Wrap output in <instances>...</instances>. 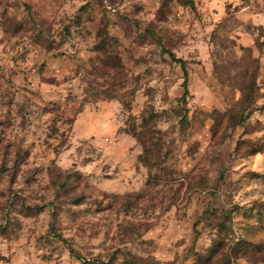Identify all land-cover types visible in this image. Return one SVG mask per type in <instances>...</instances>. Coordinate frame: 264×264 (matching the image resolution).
<instances>
[{
	"label": "rangeland",
	"instance_id": "1",
	"mask_svg": "<svg viewBox=\"0 0 264 264\" xmlns=\"http://www.w3.org/2000/svg\"><path fill=\"white\" fill-rule=\"evenodd\" d=\"M0 264H264V0H0Z\"/></svg>",
	"mask_w": 264,
	"mask_h": 264
},
{
	"label": "trees",
	"instance_id": "2",
	"mask_svg": "<svg viewBox=\"0 0 264 264\" xmlns=\"http://www.w3.org/2000/svg\"><path fill=\"white\" fill-rule=\"evenodd\" d=\"M169 55H170V57L173 60L178 61L182 65V69L184 71V77H185V81H184V89H185V92H184V95H186L188 93V88H187L188 70H187V68L185 66V62L183 60L177 59L176 56H175V54L173 52H169Z\"/></svg>",
	"mask_w": 264,
	"mask_h": 264
}]
</instances>
